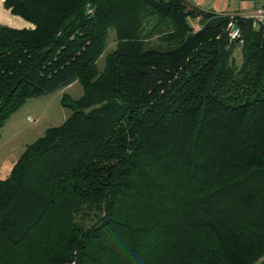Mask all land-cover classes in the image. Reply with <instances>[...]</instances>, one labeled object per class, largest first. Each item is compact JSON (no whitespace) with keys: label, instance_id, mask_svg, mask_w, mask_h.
<instances>
[{"label":"trees","instance_id":"16d2710c","mask_svg":"<svg viewBox=\"0 0 264 264\" xmlns=\"http://www.w3.org/2000/svg\"><path fill=\"white\" fill-rule=\"evenodd\" d=\"M1 5L31 26L0 24V128L28 98L82 95L0 178V264H264L263 22L185 0Z\"/></svg>","mask_w":264,"mask_h":264},{"label":"rangeland","instance_id":"374dc122","mask_svg":"<svg viewBox=\"0 0 264 264\" xmlns=\"http://www.w3.org/2000/svg\"><path fill=\"white\" fill-rule=\"evenodd\" d=\"M188 4L213 14H239L249 10L252 0H185ZM5 10L1 5L0 10ZM20 19V18H19ZM22 21V19H20ZM187 23L193 28L198 27V17L188 16ZM8 26V25H7ZM239 32V31H238ZM114 33L107 30L105 48L96 61L99 70L104 65V54L114 48ZM151 42H154L152 39ZM233 62L240 63V50L236 45L232 50ZM65 95V104L82 95V87L77 81L56 89L47 94L26 99L20 107L12 112L0 128V178H4L12 163L23 150L24 146L40 136L49 126H55L69 116L68 105L60 104L61 95ZM264 260V254L258 261Z\"/></svg>","mask_w":264,"mask_h":264},{"label":"crops","instance_id":"0c3cea01","mask_svg":"<svg viewBox=\"0 0 264 264\" xmlns=\"http://www.w3.org/2000/svg\"><path fill=\"white\" fill-rule=\"evenodd\" d=\"M254 5L247 11L243 12H250L252 10H254L255 8H257L260 5L259 1L256 0H252ZM5 9V8H4ZM241 14V13H239ZM20 17L16 16V15H12L11 13H9V11L7 9L0 10V24L3 25H8L10 27H14V28H21V27H30L31 24L28 23L27 21L23 20L22 21L19 19Z\"/></svg>","mask_w":264,"mask_h":264},{"label":"built area","instance_id":"2783aa9c","mask_svg":"<svg viewBox=\"0 0 264 264\" xmlns=\"http://www.w3.org/2000/svg\"><path fill=\"white\" fill-rule=\"evenodd\" d=\"M260 5L254 10L239 14L242 17L250 18L254 23H264V0H256ZM229 38H236L239 34L238 28L234 27L231 22L228 23Z\"/></svg>","mask_w":264,"mask_h":264}]
</instances>
